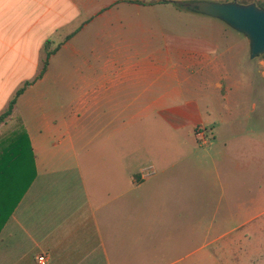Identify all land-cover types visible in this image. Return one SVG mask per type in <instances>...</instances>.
<instances>
[{
    "label": "crops",
    "instance_id": "crops-1",
    "mask_svg": "<svg viewBox=\"0 0 264 264\" xmlns=\"http://www.w3.org/2000/svg\"><path fill=\"white\" fill-rule=\"evenodd\" d=\"M153 1L0 0V115L38 75L46 42L63 41L50 51L63 57L68 42L94 39L84 35L104 10L163 5ZM219 21H213L216 38L175 34L162 18H134L126 24L145 26L142 38L125 51H104L101 64L76 70L59 64L57 72H70L67 80L51 84L42 80L45 73L18 98L0 124V264H41L40 256L45 264H157L160 231L167 233L166 247L176 233L179 246L185 243L190 229L184 213L175 226L166 204L189 197L181 189L185 163L173 171L180 164L163 161L169 152L142 138L158 136L153 120L161 118L187 131L199 148L196 130L209 127L225 149L235 133L222 127H234L241 99H249L245 91L250 95L261 84L264 94V55L254 58L260 77L238 75L236 63L241 54L251 55L250 43ZM230 30L242 35L239 43H231L237 36ZM60 89L70 90L71 98L62 99ZM202 101L206 109L217 106L215 117L210 110L206 116ZM19 145L23 155L17 158ZM151 167L154 173L143 176Z\"/></svg>",
    "mask_w": 264,
    "mask_h": 264
},
{
    "label": "rangeland",
    "instance_id": "rangeland-1",
    "mask_svg": "<svg viewBox=\"0 0 264 264\" xmlns=\"http://www.w3.org/2000/svg\"><path fill=\"white\" fill-rule=\"evenodd\" d=\"M241 1L256 3L262 0ZM134 18H162L170 23L168 28L175 34L191 33L194 37H198L196 34H217L216 38L219 35V29L217 32L214 30L219 27L213 22L215 20L219 23V19H212L189 9H178L172 3L166 7L117 4L89 22L86 30L89 34L84 36H94V39L68 42L67 48L61 51L63 57H60V53L50 57L48 70L42 80L51 84L62 77L64 81L67 80L65 76L68 77L70 72H57L59 64H64L67 71L76 70L86 68L87 65L101 64L104 51L108 55L125 51L128 44L142 38L140 33L145 26L126 24L133 22ZM229 32L237 36L232 44L242 40V37L238 39L242 35H237L232 30ZM222 41L227 43L226 40ZM62 42L53 40L47 44L49 47L42 50L37 71L42 68L41 60H44L46 52L54 50ZM250 57L251 55L243 54L239 56L236 63L238 75L255 78L259 74L260 77L256 59ZM31 75L33 79L36 73ZM259 85L250 95L245 91L244 94L249 99H241L242 106L235 114L237 120L234 121L233 128L225 116L221 117L223 122H227L222 127L225 133L231 129L235 133L229 147L225 149L221 142L224 140L221 136H213L209 127L207 128L212 138L207 145L202 144L204 147L199 148L194 139L188 137L187 131L173 130L161 118L153 120V128H156L158 136L142 138L144 144L150 139L160 149L169 152V156L163 161L180 164L173 171H181L182 164L185 163L186 183L181 185V189L189 192V197L186 196L184 200L180 201L174 196L166 203L174 211L170 219L175 226L178 225L179 214L181 217L184 213L185 225L189 224V234L185 232V243L179 246V233H176L174 243L166 247L164 239L167 233L160 231L157 264H172L182 258L181 264H264V94L262 85ZM59 92L62 99L71 98L70 90L60 89ZM189 96L197 97L192 93ZM201 105L202 111L207 113L206 116L210 110V115L215 117L216 105H210L207 109L203 101ZM254 107L256 109L252 110ZM145 124L144 121V131ZM212 140L215 145L208 149ZM112 143L114 144V140ZM220 151H224L221 159ZM173 192L176 194L178 188L175 187ZM183 209L185 212L181 211Z\"/></svg>",
    "mask_w": 264,
    "mask_h": 264
},
{
    "label": "water",
    "instance_id": "water-1",
    "mask_svg": "<svg viewBox=\"0 0 264 264\" xmlns=\"http://www.w3.org/2000/svg\"><path fill=\"white\" fill-rule=\"evenodd\" d=\"M184 9L217 18L234 30L244 34L250 43L251 57L264 55V9L255 3L241 4L238 1H192L178 2Z\"/></svg>",
    "mask_w": 264,
    "mask_h": 264
},
{
    "label": "trees",
    "instance_id": "trees-1",
    "mask_svg": "<svg viewBox=\"0 0 264 264\" xmlns=\"http://www.w3.org/2000/svg\"><path fill=\"white\" fill-rule=\"evenodd\" d=\"M239 3L241 4H249L250 2H242V1H238ZM130 3H138V4H142V5H145L146 2H143V1H130ZM153 4H163V5H167V4H174L178 9H181L183 8L180 4H178V2L176 1H173V0H157V1H153L152 2ZM151 3V4H152ZM256 4H258V6H260L261 8L264 9V0L262 1H258L256 2ZM184 9V8H183ZM190 10V9H189ZM193 11V10H191ZM195 12V11H194ZM47 44H49V42H46V48H47ZM55 51L53 52H47V57H46V60L45 62L43 63L42 65V68L41 70L39 71L38 75L36 76V78L33 80V81H26L24 83V85L19 88L14 97L10 100L9 104H8V107L7 109L0 115V124L5 122L7 119H9L13 113V110H14V107L16 106L17 104V100L18 98L24 94V92L37 80L41 79L43 77V75L46 73L47 69H48V64H49V58L50 56L54 53ZM16 151L18 154L17 155V158L21 157L23 154V148L21 145H19L17 148H16ZM25 151V150H24ZM21 160V159H20ZM5 171V170H4ZM17 203V200L15 201V204ZM4 223V222H3Z\"/></svg>",
    "mask_w": 264,
    "mask_h": 264
},
{
    "label": "built area",
    "instance_id": "built-area-1",
    "mask_svg": "<svg viewBox=\"0 0 264 264\" xmlns=\"http://www.w3.org/2000/svg\"><path fill=\"white\" fill-rule=\"evenodd\" d=\"M196 136H197L198 140L200 141V143L203 144V145H207V143L212 138V135H211V138H210V134H209L208 129L206 127H202V126L197 128ZM152 173H154L153 167L145 169L143 171V176L147 177V176H150ZM38 261L41 264H45L46 263V256H40L38 258Z\"/></svg>",
    "mask_w": 264,
    "mask_h": 264
}]
</instances>
